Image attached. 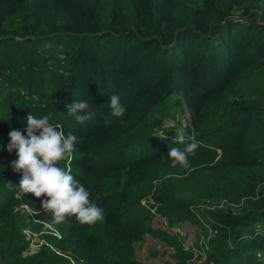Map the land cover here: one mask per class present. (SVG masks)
Segmentation results:
<instances>
[{
  "label": "trees",
  "instance_id": "trees-1",
  "mask_svg": "<svg viewBox=\"0 0 264 264\" xmlns=\"http://www.w3.org/2000/svg\"><path fill=\"white\" fill-rule=\"evenodd\" d=\"M30 113L78 137L63 166L103 220L53 225L45 197L7 185ZM179 131L199 142L188 168L167 159ZM184 223L213 229L205 261ZM25 229L48 245L27 252ZM146 235L167 260L137 257ZM0 264H264V0H0Z\"/></svg>",
  "mask_w": 264,
  "mask_h": 264
},
{
  "label": "clouds",
  "instance_id": "clouds-1",
  "mask_svg": "<svg viewBox=\"0 0 264 264\" xmlns=\"http://www.w3.org/2000/svg\"><path fill=\"white\" fill-rule=\"evenodd\" d=\"M110 114L121 118L126 107L117 94L109 98ZM69 116L78 123L92 119L95 113L89 111L87 101H73L66 105ZM122 122V121H121ZM111 121H105L110 126ZM26 136L16 129L8 135L7 151L15 150L18 159L11 163L15 172L22 173L18 186L10 182L9 187L20 194H33L41 201L44 212L52 215V224H64L75 219L81 225L93 226L104 219V209L91 199V193L66 169L63 162L69 160L76 151L74 145L78 137L73 133L65 135L61 126L52 124L47 116L37 118L32 113L27 116ZM174 143L183 148L171 147L167 159L172 167L188 168L189 157L196 155L199 142L187 137L183 131L176 132ZM190 141V142H189Z\"/></svg>",
  "mask_w": 264,
  "mask_h": 264
},
{
  "label": "built area",
  "instance_id": "built-area-1",
  "mask_svg": "<svg viewBox=\"0 0 264 264\" xmlns=\"http://www.w3.org/2000/svg\"><path fill=\"white\" fill-rule=\"evenodd\" d=\"M161 224L163 227L168 228V223L165 218H161ZM207 226V232L198 230L197 232L187 231L181 233L180 226H176L172 229L174 232H180L183 240V246L186 250L194 253L195 258L205 261L207 259V253L210 248V239L214 234L210 225ZM27 239L29 240V247L27 252H34L38 250L43 244H47L46 239L43 237L44 232H37L30 229H25ZM49 232L56 236H60L59 233L50 227ZM160 247V246H158Z\"/></svg>",
  "mask_w": 264,
  "mask_h": 264
},
{
  "label": "rangeland",
  "instance_id": "rangeland-1",
  "mask_svg": "<svg viewBox=\"0 0 264 264\" xmlns=\"http://www.w3.org/2000/svg\"><path fill=\"white\" fill-rule=\"evenodd\" d=\"M156 225H159V221L156 219ZM181 228V233L192 231L197 232L198 229L191 226L188 223H184L179 225ZM180 235L181 233L178 232ZM160 246V247H158ZM151 250L155 251V256H152ZM169 248H166L163 244H161L158 239L146 235L143 241L137 245V257L141 260L146 261H157L162 262L163 260H167L169 258Z\"/></svg>",
  "mask_w": 264,
  "mask_h": 264
},
{
  "label": "crops",
  "instance_id": "crops-1",
  "mask_svg": "<svg viewBox=\"0 0 264 264\" xmlns=\"http://www.w3.org/2000/svg\"><path fill=\"white\" fill-rule=\"evenodd\" d=\"M144 261H146V260H144Z\"/></svg>",
  "mask_w": 264,
  "mask_h": 264
}]
</instances>
